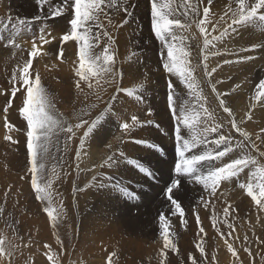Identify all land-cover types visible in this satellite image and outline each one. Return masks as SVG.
I'll list each match as a JSON object with an SVG mask.
<instances>
[{
  "label": "rangeland",
  "instance_id": "374dc122",
  "mask_svg": "<svg viewBox=\"0 0 264 264\" xmlns=\"http://www.w3.org/2000/svg\"><path fill=\"white\" fill-rule=\"evenodd\" d=\"M33 1L34 2H32L31 0H0V7L3 10L2 12L0 8V15H3H1L2 17L0 16V35H3L4 37V42L1 41L0 46L7 44L9 38H15V41H23L27 39H33L37 36V41L45 48H48L47 52L40 53L32 61V64H34L32 68L34 67L33 69H35V71L31 72L32 68L30 69V73L32 74L30 76V79L34 81L36 74H39L41 88L43 90L47 89L45 91L49 92L47 93V97L49 98L53 106L51 111L54 116L61 119L65 128L68 124L75 125L76 123H79L81 119L88 120L91 123V121L94 120L97 116L105 113V109H108V111L104 115L103 121L98 125L94 132L90 134L88 138H86L83 149L80 148L79 141L83 136L84 131L87 130V126L80 129L74 128L76 135L71 139H68V136H70L71 134L61 132L58 129L57 132L53 133L50 143L48 144L47 157L38 161L44 163V168L37 174L41 186H43L50 178L53 180V202L51 207L54 209L53 216L56 217L55 221H53L52 217H50L44 211V208L48 206L47 201H41L37 199V193L31 186V173L29 171L31 164L27 151L26 120L23 118V116L17 117L16 115V118H12L11 120H9L10 125L15 124L13 134L16 133V135L12 137V141H10V143L7 139L5 145L3 143H0V160L3 159L0 162L3 166L5 165L4 168L6 171V175L8 174L7 176H9L8 181H11L10 184L8 181H0V210H2L0 211V238H7L6 253L5 255L0 256V264H53L52 261L48 260V256L46 255V253L48 255L54 256L56 264H61L60 262H63V264H69L70 262L72 264H76V262L73 260L76 257V250L78 249V246L76 247L77 241H75L76 238L74 237L73 228L75 222L80 217L77 215L78 211H76V207L79 206L80 209L83 210V212L85 211L84 213H87V210H84V207H87L91 203L95 193L104 191L109 187L112 188L113 185H119V188L126 187L129 192H134L138 197L137 199H133L122 194L116 187H113L117 190V195L115 197V220L113 235L115 233H120L124 238L139 239L146 245L159 244L160 246L162 245L160 249H164V222L160 220V215L163 214L165 220L168 223L169 239L172 240L177 249L176 251H173L171 248L165 250L173 254V262L168 261L169 264H190L197 257L201 258V261L205 260L204 257L206 256V254L208 255L206 250V248H208V244L202 243L205 251L204 253H201L196 247V245L199 244L197 243V238L193 239V237L190 235L191 230L193 229L192 225H196L197 223L202 222V215L200 214L199 209L206 208L211 203H213L210 201V196H208L207 194L203 195L204 189L209 191L210 189L206 188L198 181H195L192 177L184 175L183 178L182 176L180 178L181 186L179 188V191L174 195L175 198L180 202L181 207L184 210L183 215H181L180 211L173 206L167 207L162 204L164 201H168L167 190L165 191V189H169V187L173 184L172 179L173 177H175L174 165L175 162L178 161V153L163 148V146H167L166 141L161 135L158 134L155 126L157 123L162 125L168 124V121L166 120L168 111L162 104V99H165V88L168 84L167 80L171 81V84L173 85V98L176 101V106L181 107L183 104L187 105V103L189 102L187 105V109L190 114H199L198 118L200 121H202V126L200 125L201 128L203 127L205 121L209 124V126H211L212 123L217 124L218 120L215 119L218 118V113H216L217 110L215 109L213 104H210L213 106L212 108H209L207 106L211 102L207 104L203 102L204 107H206L212 114L216 113V117L213 115L209 117L201 112L197 97L190 94L186 84L181 81L179 76H176L175 74L166 75L164 73L163 62L157 54L159 46L153 47L151 45L152 43L158 45L160 41L154 38L156 36L154 34V31L151 30L152 17L151 15L149 16L150 8L146 11L149 19L147 16L145 17L146 23L145 25H143V29H139L134 24H132V19L130 20V18L132 17H130V15H125L124 13L119 17H105L101 15L100 20L96 24L91 25L93 33L100 36V40L98 42H94V47L91 50L94 55L102 54L103 49L106 46L105 42L107 38L102 35V31L107 30L110 34L113 35L111 36L113 40L111 50L115 51L114 71L115 73H117V76L115 80L112 79L111 75H107V78L105 79L107 81L110 79L109 83L116 87L114 93L110 94L108 91V83L105 82L100 83V86L96 90L94 88L89 89L87 86H85L87 83L84 81L81 82L80 89L76 88L75 83L76 80L79 79V77L76 76V69L79 66V56L73 59V63H75V66H70V61H68L65 56L66 50H68L69 53H72V50L70 49L72 47H69L68 44L78 42H63L61 40L62 35L65 34V32L70 31V25L62 28L60 27L59 29L56 28L53 22L57 17L53 18L52 16H50L51 8H55L56 5H52V3L49 2V4H45L42 9H39L40 6L38 4V0ZM32 5L34 6L33 8ZM38 15L42 17H40V19H35V17ZM135 17L137 16H134L133 18ZM109 18L111 19V23H109ZM19 20L28 21V23H26L28 26L26 24L20 25L19 23H17ZM39 21L46 22V24L42 25ZM124 21H127V23H124ZM10 22L15 24H10ZM101 24L104 25L103 28L99 26ZM118 24H121L122 26L127 28L128 33L125 38H122L116 32V28L119 27ZM48 25L54 29H58V40L57 38H55L53 43L50 44L49 42L47 43V45H44L42 41H40V35L36 33L37 30H41L43 26H45L44 29H47ZM13 26H15L16 28ZM132 26H135L139 30H134ZM15 30L17 31L15 32ZM52 31V33H55V30ZM183 34L188 37L185 46V51L189 53L188 59L190 60L191 65L194 67H198L196 69H198V71L200 70L199 72L201 73L204 69L205 60L203 59V54L201 52L199 53L200 55L195 56V54L198 53V50H201L203 47H201L199 44L200 41H203V35L194 25ZM17 36L20 37L18 38ZM24 36L26 37V39L22 38ZM244 36L246 38H244ZM236 39L242 40L240 41L241 43L236 44L237 47H220L217 51H211V46H209L207 49L208 55L212 56L225 54L226 56H229V58L225 60L231 61V65L233 63H236V61L238 64H241L242 61L245 62L249 60L243 59L241 57L248 56L254 57L255 59H260L262 57L263 52L259 53L261 47H257V50L256 48H251V45H255L254 41L258 40V38L245 34H235L234 40ZM248 39L252 40V42H250L249 44L247 43ZM55 41L58 42L57 48H55L54 46ZM59 41L61 44L60 46ZM62 42L68 44H63ZM60 47L64 48V55L62 58L58 55ZM0 49V52L2 54H0V63H2L3 61L1 59H4V57L8 53L7 56L9 57V59L12 61L13 59H15V63L19 61L21 66L27 59H29V53L31 51L20 50L18 52H14L12 51L14 50V47L11 46H7L6 51L2 50L3 48ZM166 51L167 49L164 48L165 53ZM166 60L167 58L164 62H166ZM220 61H224V59ZM224 64L227 63L223 62L221 65ZM70 67H75V71L73 74L66 75L65 73H63L62 70ZM263 68V63H261L259 64L258 68L255 69H258V71H260ZM15 69H17L15 70L16 74L20 76L18 68L16 67ZM253 71L254 72L252 74V77L249 79V85L253 86L252 93H255L259 88L260 81L264 80V77H262V75L260 74L257 75L255 70ZM193 76L195 78V81L197 82L195 72H193ZM205 80L210 88H212L214 80L209 78L207 75H205ZM244 80H246V78ZM217 81L220 82L215 84V91L212 88V94L216 97L219 91L218 89H220L219 84L226 85V87H222L223 90L220 94L227 93L226 88L228 86H230V90H232V85H236V83H233L232 79L226 81ZM239 82L241 81L239 80ZM53 83H56L57 87H54ZM198 84L200 85V83ZM120 85H123L124 88H121ZM23 87L24 86L22 85L21 81L20 88L22 89ZM66 87H69L70 91L61 92L60 94V90ZM21 89L19 90V94L16 98L18 107H21L23 103L21 96H23L22 91L24 90V88L22 90ZM117 89H124L126 91H118ZM81 91H85V93H82ZM196 91L199 94L202 102L205 97H203L197 89ZM119 94H123L124 96L118 98ZM97 95H99L100 99H97ZM8 96L9 94H4L3 90L0 91V107L1 102L3 101V97L4 101H6L8 99ZM113 96H115L114 100L112 99ZM155 97L156 99H154ZM71 103H73L74 105V110L71 113L72 116L69 118L67 114H64L65 112H63V109L67 104L69 105ZM161 107L165 110L166 115L163 114V112L161 115ZM10 108L8 110H10ZM60 110H62V113L59 112ZM4 115L5 117L11 116L9 111H7V113H5ZM133 115L139 118V123L135 125H133L131 119ZM177 115H180L179 110L177 111ZM147 120H152L153 124H147ZM125 122L133 125L131 130L127 133H125L121 127L122 123ZM5 125L6 123L0 126L3 127V131L9 132V128L6 129ZM182 125L183 124L181 121V136L184 139H187L189 136L187 140H191L192 132L189 131V128L186 126H183L185 128V131L183 132ZM114 127H116L115 132L112 130ZM170 127L172 128L171 124ZM149 129H151L153 133L161 136V141L157 139H155V141L151 140L152 137L149 134ZM219 134L220 130L219 133H212L211 135H209L207 137V140L211 142L215 139H218ZM118 137L120 138L119 140L117 139ZM144 138H147L148 140H144ZM137 140H144L148 143H154L158 145L160 149H163V151L160 152L152 149L154 161H152L150 164L148 161H144L137 156L128 157L129 159L125 156V158L123 159L120 158V152H123L125 155L128 152L140 150L143 145L134 142ZM13 141H16V143H13ZM1 142H3V140ZM210 142V149L214 151L223 150V145L217 148L216 145ZM109 145H111L112 149L109 154H118L117 158L120 161L118 170L121 175L119 177H115L114 175V178H101L100 176L90 187L86 189H79L78 187L83 186V183L86 182V171L89 170L90 166L87 162H89L90 159L93 161L92 158L98 150H103L104 153L107 152L106 149ZM144 146L146 147V145ZM202 146L203 144H200L196 148H191V150L189 148L185 155L191 156L194 154H200L202 150H200L201 152H198L195 151V149H197L198 147L201 148ZM234 147L236 146L234 145ZM89 150H95V152H89ZM77 152H80L79 158H77ZM56 157H58L60 160L59 166L57 168L55 165ZM164 158L166 159V165L170 167L172 164L171 175L173 176L170 179L169 177L171 175L164 176L159 169L154 167V162L164 160ZM131 159L139 161L140 164L148 168L151 172L153 171L154 175L147 176L146 173H144V175H146L144 176L141 171L139 172V168L136 165L128 163V161ZM230 162L231 160L222 165L224 166L225 164H228ZM13 164L16 165L13 166ZM101 164H103V162H101L100 165ZM53 170H55V175H53ZM252 171L253 168H251L250 171L248 170L246 176H248V174L250 175ZM163 177H165L166 179L168 178L166 183L163 181ZM101 182H103L105 185L103 188L98 186ZM191 182L193 184L190 186ZM259 182L260 180L258 177L256 184ZM144 183L146 184L143 185ZM233 184L234 181H232V185ZM151 185H154L156 186V188L160 189L159 194L157 196H153V200H151L149 205L140 207V198L145 193V191H147V189H151V187H149ZM255 185L254 191H258ZM221 186L222 185L219 183L216 193H218V189ZM238 187L239 184L227 186L225 187V189H222L224 193L222 191L221 192L222 194L226 195H232V193L235 194L242 192L240 194L241 196H243V194L244 196H248L247 193H244L247 192L246 189H241L240 187L238 189ZM7 188L10 189L8 190ZM232 190H234V192ZM143 198H145V196ZM63 207L67 208V213L66 210H63ZM258 214L259 217L257 218V220L253 221V226L250 230L251 234L246 235L245 232L242 231L239 235V247L237 248L239 259L237 260L231 255V260H225L222 264H264V209L259 210V207L256 205L255 201H253L251 198L250 203L246 205V208L240 214V217L242 220L251 221L253 220V216H257ZM197 216L199 217V222H197ZM173 223L175 224V226H173ZM78 229H80L79 226ZM109 230L110 229H107L105 232L107 236L112 235L111 231ZM230 231L232 230L230 229ZM228 232H223L224 236L222 238L227 239L229 237L227 235ZM245 236L248 237L247 240L244 239ZM254 237L258 241L255 247L252 244L255 241ZM122 248L123 247H119V253L117 255L118 258L121 259V261H123V258H127L129 260L132 259L131 256L130 258L128 256V250L127 253L123 255L125 248ZM245 249H249L251 255L248 251H245ZM8 251H11L12 253L10 257L7 255ZM169 256L171 257V254ZM223 258V256L219 258H213L214 260L212 259L209 261V263H207L219 264V262Z\"/></svg>",
  "mask_w": 264,
  "mask_h": 264
},
{
  "label": "snow or ice",
  "instance_id": "6c2138e0",
  "mask_svg": "<svg viewBox=\"0 0 264 264\" xmlns=\"http://www.w3.org/2000/svg\"><path fill=\"white\" fill-rule=\"evenodd\" d=\"M48 2L49 0H38V4L41 9ZM200 2L201 0H195V2H193V0H163V2H161V0H150V10L154 34L167 49V60L163 64L164 69L169 73L179 76L181 81L186 84L190 94L197 97L200 111L211 117L212 114L206 107H204V103L201 102V98L196 91L199 85L193 76L194 66L191 65V62L188 59L189 53L185 51L188 37L183 33L190 29L193 24H195L199 29V32L203 35L204 49L207 50L209 45L213 43V39H222L223 35L228 31L229 28L234 31L236 26L239 25H264V11H261L264 10V0H251V2L250 0H234L236 5L235 8L230 7L229 10L219 18V21H217V23L221 21L227 23V21H225V17H228L231 21L228 23V28H225L219 36H216L212 39L209 38L206 25L212 23L210 16L213 0H206V6L203 7L202 12L199 6ZM130 7L131 5L128 3V0H123L122 3L119 2V0H62V4L60 6L50 10V15L53 18L62 16L64 14V10L68 8H71L72 12L74 13L73 18H71L69 21L71 30L65 32V34L62 35L61 40L63 42H79V66L76 69V76L79 77V79H77L75 83L77 89L81 88L82 81L87 83V87L89 89L93 88V84L91 82L93 78H96V87L100 86V81L103 80L107 75H111L112 79L115 80L117 73L114 71L115 51L111 50V45L113 43L112 37L107 30H103L102 35L107 38L105 42L106 46L104 47L102 54L94 55L91 50L94 47V42H98L100 40V36L93 33L91 25L96 24L100 20L101 15L104 14L105 8H117L125 15H130ZM184 17H188V19L185 20L183 19ZM35 19H40V17H36ZM18 23L20 25H24L28 23V21L19 20ZM109 23H111L110 18ZM124 23H127V21H124ZM99 26L103 28L102 24ZM212 30H217L215 25H213ZM261 30L264 31V28H261ZM52 38L55 39V37ZM3 40V35H0V41ZM40 41H42L43 44L49 43V40L45 38L43 33L40 35ZM6 46H11L14 48L20 47V45L16 43L15 38H10L7 41ZM258 46L264 45H251V48L254 49ZM40 51L41 49L35 42H33L32 49L29 53V59H27L22 66H18L20 79L22 81V85L24 86V90L26 91V97L23 101V106L20 108V113L26 120L27 126L26 136L27 151L31 164L29 169L31 173V186L37 193V199L41 201H47L48 206L44 208V211L50 217H52L53 221H55L56 217L53 216L54 209L51 207L53 202V180L50 178L43 186H41L37 174L44 168V163L38 161L47 157L48 144L50 143L51 137L56 129L71 134L68 136V139H71L76 135L74 128L80 129L87 126V130L84 131L83 136L79 141L80 148L83 149L86 138H88L89 135L92 134L98 125L103 121V117L107 113L108 109H105V113L97 116L91 121V123L88 120L81 119L79 123H76L75 125L68 124L65 128L61 119L54 116L51 111L53 106L47 97V94L44 93V90L40 86L39 74H36L34 81L30 79L32 60L40 54ZM58 55L61 58L63 57V47L60 48ZM203 59L207 61L208 56L205 55ZM243 59H252V57L246 56L243 57ZM229 62L230 61H225V63ZM204 71L208 77H211L212 73L216 71V68L209 70L207 63H205ZM108 82L109 81L105 80V83ZM215 87V84H213L212 88L214 91ZM237 88H239V85H237ZM117 90L126 91L124 89ZM17 91H19V89L13 88L11 93L12 97L16 96ZM257 93L258 94L255 96L257 101L264 98V80L260 81ZM220 96L221 94L217 93V98L219 99V104L223 108V111L230 117H233V119L230 120L231 126L235 128L237 132H242V129L238 126L237 120L234 118L232 108L227 106L226 100L220 98ZM97 99H100L99 95H97ZM112 99L114 100L115 96H113ZM10 106L11 100H9L8 106L5 107L3 111L7 113L8 107ZM168 106L172 117L176 120L174 130L177 150L179 152V160L176 161L174 165V171L177 175V178L167 190V199L171 205L178 209L180 214L183 215L184 210L181 207L180 202L174 196V190L178 192L181 186V176L188 175L192 177L195 181H198L206 188H209L210 195H214L220 181H228L233 177H237L240 172L243 171V169L247 168L251 164L255 167V171L252 173V178L256 179L258 176L260 180V182L255 185L258 191H254V185L251 182L240 183L239 187L241 189H246L247 195L250 196L253 201H255L256 205L260 209H264V166L257 167L258 162L256 159L247 154L250 148L258 147L249 133L242 132L244 140L249 141L248 144H245L243 141L236 144V148L240 149V151L243 153L240 158L233 159L230 163L225 164L222 167H215L213 165L214 160H220L233 151L231 137L222 134L218 136V139H215L210 143L216 145L217 148L223 145V150L214 151L207 148V144L209 143L207 137L212 133H219L222 125L212 123L211 126H209V124L205 121L204 126L201 128V121L198 118L199 114H190L188 109L184 106L180 107V115H177L176 101L173 98V85L171 84V81H169ZM252 107H255V105H252ZM251 118L252 115L251 112H249L247 114V119L251 120ZM131 119L133 125L139 123V118L137 116L133 115ZM5 120V126L9 128V130L14 128V125L7 123V117H5ZM181 121L183 126L188 127L192 132L191 140H185L181 136ZM147 124L151 125L153 124V121L147 120ZM133 125L125 122L122 123L121 127L124 132L127 133L131 130ZM157 127H159V125H157ZM262 137H264V128L260 129V134H258L255 139L261 140ZM6 139L12 141V136L9 135L6 137ZM117 139L119 140L120 138L118 137ZM134 142L141 145H146L150 149L156 151H163V149H160L159 146L154 143H148L144 140H137ZM13 143H16V141H13ZM200 144L205 145V150L200 154H194L191 156L185 155L189 148H196ZM109 148H111V145H109ZM76 155L77 158H79L80 152H77ZM261 155H264V153H261ZM119 157L123 158L124 153L120 152ZM118 162L119 159L117 158L116 154L113 153L103 161V164H101L100 167H112ZM128 163L136 165L142 173H146L149 176L153 175V173L148 168L140 164L137 160H129ZM205 166L206 174L205 172L201 171V168ZM53 175H55V170H53ZM96 179L97 177L94 176L93 180L95 181ZM98 186L103 188L105 185L103 182H101ZM113 187H116L122 194L126 196H129L133 199L138 198L134 192H129L126 187L119 188V185H113ZM229 208H231V205L224 209L225 217L229 215ZM160 220L164 222V249L162 250V255H166L165 250L171 248L173 251H176L177 249L176 245L172 242V240L169 239L168 223L165 220L163 214L160 215ZM216 221L217 217L214 214L212 217L214 226ZM197 222H199L198 216ZM228 227L229 229H233L232 224H228ZM217 230L219 231V229ZM200 231L203 233L204 229L201 228ZM232 234V231L227 233L228 236H232ZM221 236H224V233H221ZM244 239L247 240L248 237L245 236ZM6 242V237L0 238V256L5 255L6 253ZM225 244L227 245L228 250L232 253L233 257L238 260L239 256L237 254V250L233 247V244L228 242L227 239H225ZM196 247L201 253H204L205 250L202 243L197 244ZM245 251H248L251 255L249 249H245ZM7 255L10 257L12 255L11 251H8ZM46 255L48 256V260L52 261L53 264H56L53 255H48L47 253ZM115 255L116 253L109 255L107 264H113V257ZM193 264H196L195 259L193 260Z\"/></svg>",
  "mask_w": 264,
  "mask_h": 264
},
{
  "label": "bare ground",
  "instance_id": "6f19581e",
  "mask_svg": "<svg viewBox=\"0 0 264 264\" xmlns=\"http://www.w3.org/2000/svg\"><path fill=\"white\" fill-rule=\"evenodd\" d=\"M31 1L34 2L33 0H31ZM49 2H51L52 5H56V7L60 6L62 4V0H49ZM49 2L47 4H49ZM119 2L122 3L123 0H119ZM161 2H163V0H161ZM193 2H195V0H193ZM250 2H251V0H250ZM128 3L131 5V7L129 8L130 17H132V18H130V20L132 19L131 23L134 24L139 29H143V25H145V23H146V20H145V17L147 16L146 11L149 10V8H150V0H128ZM49 6H51V5H49ZM199 6H200L201 12H202L203 7L206 6V0H201ZM235 6L236 5H235L234 0H213V4L211 7V16H210V20L212 21V23L206 25L210 39H212L216 36H219L220 33L223 32L225 28H228V23L231 22L228 17H225V21H227V23H225L223 21L217 23V21H219V18L221 16H223L224 13L229 10L230 7L235 8ZM33 7L34 6L32 5V8ZM39 9H41V7ZM1 11L3 12L2 8H1ZM261 11H264V10H261ZM47 14H49V13H47ZM122 14H123V12L119 11L117 8H105L104 14H102V16L119 17ZM150 15H151V10L149 12V16ZM73 16H74V13L72 12L71 8L65 9L64 14L62 16L57 17L53 23L55 24V27L58 29L60 27L61 28L66 27V26L70 25L69 21L71 18H73ZM134 16H137V17L133 18ZM36 17H42V16L38 15ZM201 18H202V15H201ZM148 19H149V17H148ZM183 19L187 20L188 17H184ZM2 21H4V20H2ZM14 22H17V21H14ZM39 22L42 25L46 24V22H42V21H39ZM0 23H1V21H0ZM193 25L196 26L195 24H193ZM213 25H215V28L217 29L216 31L212 30ZM16 26H18V25H16ZM118 26L119 27L116 28V32L122 38H125L127 36V33H128L127 28L122 26L121 24H118ZM135 26H132V28L134 30H139ZM13 27H15V26H13ZM48 27H47V29H44L45 26H43L41 28V30H39V31L37 30L36 34L41 35L43 33L45 35V38L48 39L50 44H51L55 40L52 37L57 38L58 29H54V28L50 27L49 25H48ZM103 27H104V25H103ZM261 28H264V25H259V26H257L256 24L239 25V26H236L234 31L229 28L228 31L223 35L222 39H220V40L213 39V43L211 45H209V46H211V51H217V50H219L220 47H234V46H236V44L241 43L240 41H242V40H238V39L234 40L235 34H245V35L253 36L255 38H258V40L254 41L255 45H263L264 44V31H262ZM48 29H50V31L45 33ZM44 30H45V32H44ZM52 30H55L56 34L52 33L53 32ZM151 30L154 31L152 28V24H151ZM16 31L17 30H15V32ZM8 33H9V31H8ZM24 34H25V32H24ZM110 35L113 36L112 34H110ZM20 36H17V37L19 38ZM58 36H59V34H58ZM24 37H22V38L26 39V37L25 38ZM244 38H246V37L244 36ZM57 40H58V38H57ZM244 41H246V40H244ZM250 42H252V40L248 39L247 43L249 44ZM0 43H1V41H0ZM63 44H68V43H63ZM199 44L201 47L202 46L203 47L201 50H198V53H196L195 56L200 55L199 54L200 52L203 54V57L205 55L208 56L207 61H205L204 63H207L209 70H211L212 68H216V71L214 73H212L211 77H209V78L214 80V84L220 82L217 80L226 81V80H230V79L233 80V83H236V85H232L233 86L232 90H230V86H228L226 88L227 93H222L220 98L225 99L227 106L232 108L233 113H234V118L237 120L238 126L242 129V132L249 133V135L252 137V139L255 141V143L258 146L257 148H250L247 154L252 156V157H255L256 161L258 162L257 167L258 166H264L263 165L264 155H261V153H264V137H262L261 140L255 139L256 136L258 134H260V129L264 128V98L257 101L255 99V96L258 93H257V91L255 93H252V87L253 86L249 85L250 84L249 79L252 77V74L254 72L253 70L256 71L257 75L260 74V75H262V77H264V68L261 69L260 71H258V69H255V68H258L259 64H261V63H263V66H264V46H258L259 48L261 47V49L259 50V53L263 52V55L260 59L259 58L255 59L254 57H252V59H249L245 62L242 61L241 64L239 63L240 65L237 63V61H236L237 64L233 63L231 65L230 64L231 61H230L227 64L221 65L223 62L225 63V61H226L225 59L229 58V56H226L225 54L212 55V56L208 55V50L204 49L203 41L202 42L200 41ZM44 45H47V44H44ZM151 45L153 47L159 46L155 43H152ZM68 46L72 47V48H70L72 50V53H69L68 50H66V56L65 57L68 59V61H70L69 62L70 66H72V65L75 66V63H73V59L77 58V56H79L78 55L79 42L68 44ZM213 48L216 50H214ZM51 49H53V48H51ZM256 50H257V47H256ZM233 51H234V49H233ZM0 54H1V52H0ZM241 58H243V57H241ZM11 59H12V56H11ZM46 59H48V58H46ZM223 59H224V61H220ZM1 60H3V58ZM33 60H34V58H33ZM8 62L10 63L11 68H13L14 70H17V69H15L16 67L18 68V66H21L19 61H17L15 63V59H13V61L9 59ZM33 68L31 69V72L35 71V69H33ZM196 68H198V67H194L195 77H196L197 82L200 83V85L198 84L199 87L197 88V90L201 93V95L203 97H205V99L202 102H204L205 104L211 102L207 106L209 108H212L214 106L215 109L217 110L216 113H218V118L215 120H218L217 124H219V122H220V125H222V127L220 128V134L225 135V136H230L232 139L233 151L230 152L225 157H223L222 159L213 161V165L215 167H222L223 166L222 164H224L230 160L237 159V157L240 158V156L243 154L240 151V149L234 147V145L236 146V144L238 142H241V141H243L245 144H248L249 141H245L244 137L242 135V132H237L235 130V128H233L231 126L230 120L233 119V117H230L227 113H225L223 111V108L219 104V99L215 95L212 94V88H210V86L206 83V80H205L206 74H205L204 69L200 73L199 72L200 70L198 71V69H196ZM68 69H69V71H68ZM45 71H46V69H45ZM62 71L66 75H71L74 73L75 67L74 68H71V67L66 68ZM247 74H249V75H247ZM106 78H107V76H105L104 79L100 81V83H104ZM245 78H246V80H244ZM237 80H238V82H237ZM239 80L241 82H239ZM92 84H93V88L96 90L98 87H96L95 78L92 80ZM237 85H239L240 87L237 88ZM53 86L57 87V84L53 83ZM85 86H87V84ZM120 87L124 88L123 85H120ZM222 87H226V85L225 84H222V85L219 84L220 89H218L219 90L218 93L222 92V90H223ZM115 88H116L115 86H113L112 84H110L108 82V91L110 94L114 93ZM45 90H47V89H44V93H46V94L49 93L48 91H45ZM69 91H70V88L66 87V88L60 90V94H61V92H69ZM81 92L85 93V91H81ZM1 93H3V92H1ZM22 93H23V96H21V99L24 101V97H26V91L23 90ZM20 94H21V92H20ZM123 96H124L123 94H119L118 98L123 97ZM154 99H156V97ZM3 100H4V97H3ZM182 100H185V99H182ZM62 103H64V102H62ZM188 103H187V105H188ZM210 104H213V106ZM187 105L183 104L182 106L187 108ZM252 105H255V107H252ZM22 106H23V103H22ZM21 107H18L17 100H16L13 107H11L10 110H8L11 114V116H7L8 124H9V120H11L12 118L14 119V118H16V116L22 117V115L20 113ZM176 107H177V111H178L180 109V106H176ZM0 108L2 109L3 106L1 105ZM73 110H74V105H73V103H71L69 105L68 104L66 105V107L63 109V112H65L64 114H67V116L70 118L72 116L71 113ZM160 111H161V115H162V112H163V114L166 113L162 107L160 108ZM59 112L62 113V110H60ZM249 112H251V115H252L251 120L247 119V114ZM216 113L215 114L211 113V114L216 117ZM4 114L5 113L0 110V125L6 123ZM3 115H4V118H3ZM5 128L7 129L6 126H5ZM182 129L184 132L185 128L183 127V125H182ZM13 130H14V128L9 130V132H5V131H3V127L0 126V143L1 144L3 143L5 145V142H7L6 141L7 136L11 135L13 137L16 135V133L13 134ZM57 130L58 129H56L54 132H57ZM112 130L115 132L116 127H114ZM5 133H6V137H5ZM149 134L152 137L151 140L155 141V139H157V140L161 141V136H159L160 135L159 133H158L159 134L158 135L156 133H153L151 131V129H149ZM55 135H58V134H55ZM156 137H158V138H156ZM184 137H186V136H184ZM188 138H189V136H188ZM2 140H3V142H1ZM144 140H148V139L144 138ZM8 142L10 143L9 140H8ZM166 144H167V142H166ZM142 147H143V149H142ZM142 147L140 148L139 151H131V152H128L127 154H125L124 156L126 158L137 156L144 161L145 160L148 161L150 164L152 161H154L153 160V150L147 146L145 147L144 145ZM207 148H209V149L211 148L209 143L207 144ZM106 150H107V152H105V153L103 152V150H98L92 158L94 162L91 159L89 162H87L90 166H89V170L86 171V182L83 183V186L78 187L79 189H86V188L90 187L94 183V180H93L94 176L97 178L100 176H101V178H107V177L114 178L113 177L114 175H115V177H119L121 175L119 170H118V165L120 164V161L117 164H115V166H112V167L104 166V167L100 168V163L103 162L110 155L109 153L112 151V149L109 148V146L107 147ZM190 150H191V148H190ZM200 150H202V151L205 150L204 144L201 148L198 147L197 149H195V151H198V152H201ZM89 152H95V150H93V151L89 150ZM116 156H118V154H116ZM154 156H155V154H154ZM125 157H123V158H125ZM2 160H0V161H2ZM220 162H221V164H220ZM59 163H60V160L58 157H56V162H55L56 168L59 166ZM154 163H155L154 167L159 169L163 173L164 176H170L171 175L172 164L170 167L168 165H166V159L165 158H164V160H160V161H157ZM15 165L13 164V166H15ZM4 166L0 162V181L7 182L9 180V178H8L9 176H7L8 174L6 175V171H5ZM198 167H199V165H198ZM9 168H11V167H9ZM134 168H136V167H134ZM251 168H253V171L251 172L250 175L248 174V176H249L248 177V176H246L247 171L248 170L250 171ZM17 169H18V167H17ZM201 171L206 173V166L202 167ZM254 171H255V167L250 164L247 168L243 169V171L240 172V174L237 177H233L231 180H228V181H225V180L220 181V184L222 186L219 187L218 193H215L214 195H210V191L203 188L204 189L203 195L207 194L208 196H210L211 197V198L209 197L210 201L213 203H211L206 208L199 209V212L202 215V220H201L202 222L197 223L196 225H192L193 229L191 230L190 236H192L193 239L197 238V240H198L197 243L208 244V246H207L208 248H206L208 255L206 254V256L204 257L205 260L201 261V258L197 257L195 259L196 264H208L209 261L212 260L213 258H219L222 256L224 258L219 262V264H222L225 260L227 261L228 259H230L232 253L228 250L227 245L225 244V239L222 238L223 236H221V233L230 231L228 224H232L234 230L231 229L233 234H232V236H229L227 238V240H228V242L233 244V247L236 250H238L237 248L239 247L238 242H239V235L241 234V232L242 231L245 232L246 235L251 234L250 230H251V227L253 226V221L257 220V218L259 217V214L257 216H253V220H251V221L242 220L240 217V214L244 211V209L246 208V205L250 203L251 197L250 196H244V194H243V196H241L240 194L242 193L241 192L242 190L240 191L241 193H235L234 194V193L230 192V193H232V195L231 194L230 195L222 194V192H223L222 189L223 188L225 189V187H227V186L238 185L240 183L251 182V183H253V185H255L257 182L258 176L256 177V179L252 178V173ZM136 172H138V171H136ZM139 172H140V170H139ZM152 173H153V171H152ZM142 174L144 175V173H142ZM146 175H144V176H146ZM153 175H151V176H153ZM147 176H149V175H147ZM172 176L173 175H171L169 177V179L172 178ZM167 180H168V178L166 179L165 177H163V181L165 183L167 182ZM232 181H234L233 185H232ZM8 182L10 184L11 181H8ZM145 184L146 183H144L143 185H145ZM192 184L193 183L191 182L190 186ZM138 186H139V184H138ZM149 187H151V189L150 188L147 189V191H145L146 194L144 193L140 198L141 199L139 201L140 207L144 206V205H149L151 200H153V196H157L159 194V191H160L159 188H156V186H154V185H151ZM7 189L9 190L10 188H7ZM238 189H239V187H238ZM2 190H4V189H2ZM142 190H144V189H142ZM166 190H168V189H165V191ZM232 191L234 192V190H232ZM244 193H247V192H244ZM175 194H176V191L174 192V195ZM116 195H117V190L114 189L113 187L112 188L109 187L108 189H106L104 191L95 193L91 203L87 207H84V210H87V213H84L85 211L83 212V210H81L79 206L76 207V211H78L77 215L80 217L77 220L78 224L76 221L74 224V228H73L74 237L76 238L75 241H77V243L75 242L77 244L76 247L78 246V249L76 248L77 249L76 250V257L74 258L73 261H75L76 264H107L109 255H111L112 253H116V255L113 257V264H169L170 261L173 262V254L171 252L165 251L166 255H162L163 249L162 248L160 249V247H162V245L161 246L159 244L146 245V244H144V242L140 241L139 239L124 238L120 233H115L113 235V233H114V220H115V197H116ZM144 196H145V198H143ZM149 196L152 198H150ZM142 200H144V201H142ZM162 204L167 206V207L172 206L169 201H164ZM229 205H231V208H229V215L227 217H225L224 209L226 207H228ZM65 207H63V210H66V213H67V208H65ZM259 210H261V209L259 208ZM78 213H80V214H78ZM214 214L217 217V221H216L215 226L213 225V222H212V217ZM63 215H64V213H63ZM78 226L80 227V229H78ZM173 226H175L174 223H173ZM201 228L204 229L203 233L200 231ZM107 229H110L109 231H111L112 235L108 234L109 236H107V234L105 233ZM217 229H219V231ZM198 233H199V235H198ZM254 240L255 241L252 244L255 247L256 244L258 243V241L255 237H254ZM241 246H242V244H241ZM119 247L125 248L123 255H125L127 253V250H128V256H129V258L131 256L132 259L129 260L127 258H123V261H121V259H119L117 256L119 253L118 252ZM127 247H128V249H127ZM170 254H171V257L169 256ZM169 257H170V259H169ZM148 260H150V261H148ZM62 261H63V259H62ZM60 263L63 264V262H60ZM69 264H72V263L70 262ZM190 264H193V261Z\"/></svg>",
  "mask_w": 264,
  "mask_h": 264
}]
</instances>
